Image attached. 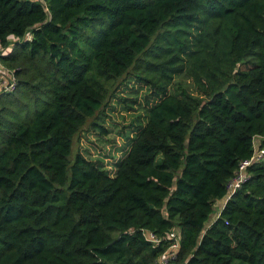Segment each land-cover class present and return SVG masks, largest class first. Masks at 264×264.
<instances>
[{
    "label": "trees",
    "instance_id": "trees-1",
    "mask_svg": "<svg viewBox=\"0 0 264 264\" xmlns=\"http://www.w3.org/2000/svg\"><path fill=\"white\" fill-rule=\"evenodd\" d=\"M0 66V264H161L171 233L166 264H264V157L226 190L264 149V0H0ZM130 70L124 157L71 161Z\"/></svg>",
    "mask_w": 264,
    "mask_h": 264
},
{
    "label": "rangeland",
    "instance_id": "rangeland-1",
    "mask_svg": "<svg viewBox=\"0 0 264 264\" xmlns=\"http://www.w3.org/2000/svg\"><path fill=\"white\" fill-rule=\"evenodd\" d=\"M151 94V88L137 80L132 70L115 80L105 104L74 136L70 160L80 154L86 160L100 165L104 171L113 172L115 162L123 158L129 148L127 139L138 127L137 118L140 117L142 123L145 121L146 98H150ZM100 128L104 132H100ZM219 204L216 206L217 211Z\"/></svg>",
    "mask_w": 264,
    "mask_h": 264
},
{
    "label": "built area",
    "instance_id": "built-area-1",
    "mask_svg": "<svg viewBox=\"0 0 264 264\" xmlns=\"http://www.w3.org/2000/svg\"><path fill=\"white\" fill-rule=\"evenodd\" d=\"M13 87H14V77L12 73L9 70L0 66V94L10 91ZM263 157H264V149H261L259 146L254 145V151L251 158L249 160L240 163L234 178L227 183L226 186V190L228 192L227 199H229L231 195L235 192V190L238 189L240 185L245 182L247 178L246 169L250 165L260 162L263 159ZM169 238L173 239V242L170 245L168 251L161 256L160 258L161 264H166L167 260L175 255L179 247V242L174 233H171L169 235ZM148 239L154 243L159 242V240L155 239L154 236L151 235L148 237Z\"/></svg>",
    "mask_w": 264,
    "mask_h": 264
},
{
    "label": "crops",
    "instance_id": "crops-1",
    "mask_svg": "<svg viewBox=\"0 0 264 264\" xmlns=\"http://www.w3.org/2000/svg\"><path fill=\"white\" fill-rule=\"evenodd\" d=\"M221 207V206H220Z\"/></svg>",
    "mask_w": 264,
    "mask_h": 264
}]
</instances>
